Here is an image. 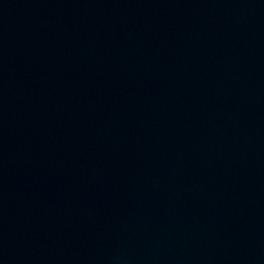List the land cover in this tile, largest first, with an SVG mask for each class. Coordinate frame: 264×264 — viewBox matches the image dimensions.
<instances>
[{
	"label": "water",
	"instance_id": "obj_1",
	"mask_svg": "<svg viewBox=\"0 0 264 264\" xmlns=\"http://www.w3.org/2000/svg\"><path fill=\"white\" fill-rule=\"evenodd\" d=\"M0 264H264V0H0Z\"/></svg>",
	"mask_w": 264,
	"mask_h": 264
}]
</instances>
